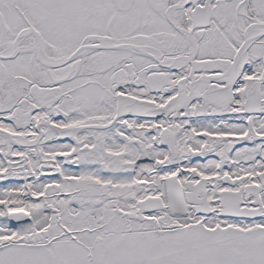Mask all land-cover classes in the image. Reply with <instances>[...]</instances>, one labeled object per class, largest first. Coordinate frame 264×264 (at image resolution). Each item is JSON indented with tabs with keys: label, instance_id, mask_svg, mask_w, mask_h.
<instances>
[{
	"label": "snow or ice",
	"instance_id": "snow-or-ice-1",
	"mask_svg": "<svg viewBox=\"0 0 264 264\" xmlns=\"http://www.w3.org/2000/svg\"><path fill=\"white\" fill-rule=\"evenodd\" d=\"M0 264H264V0H0Z\"/></svg>",
	"mask_w": 264,
	"mask_h": 264
}]
</instances>
